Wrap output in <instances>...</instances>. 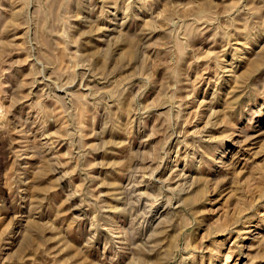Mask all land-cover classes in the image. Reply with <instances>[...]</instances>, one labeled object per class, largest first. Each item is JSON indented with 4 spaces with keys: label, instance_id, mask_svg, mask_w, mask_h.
<instances>
[{
    "label": "rangeland",
    "instance_id": "374dc122",
    "mask_svg": "<svg viewBox=\"0 0 264 264\" xmlns=\"http://www.w3.org/2000/svg\"><path fill=\"white\" fill-rule=\"evenodd\" d=\"M0 264H264V0H0Z\"/></svg>",
    "mask_w": 264,
    "mask_h": 264
},
{
    "label": "bare ground",
    "instance_id": "6f19581e",
    "mask_svg": "<svg viewBox=\"0 0 264 264\" xmlns=\"http://www.w3.org/2000/svg\"><path fill=\"white\" fill-rule=\"evenodd\" d=\"M1 115V114H0Z\"/></svg>",
    "mask_w": 264,
    "mask_h": 264
}]
</instances>
